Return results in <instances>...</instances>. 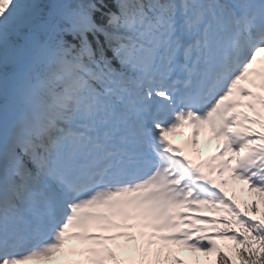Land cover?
I'll list each match as a JSON object with an SVG mask.
<instances>
[{
	"label": "snow or ice",
	"instance_id": "6c2138e0",
	"mask_svg": "<svg viewBox=\"0 0 264 264\" xmlns=\"http://www.w3.org/2000/svg\"><path fill=\"white\" fill-rule=\"evenodd\" d=\"M262 53L264 0H0V264H264Z\"/></svg>",
	"mask_w": 264,
	"mask_h": 264
},
{
	"label": "rangeland",
	"instance_id": "374dc122",
	"mask_svg": "<svg viewBox=\"0 0 264 264\" xmlns=\"http://www.w3.org/2000/svg\"><path fill=\"white\" fill-rule=\"evenodd\" d=\"M205 130H208L207 128L205 129ZM205 130H204V132H205ZM181 134V133H180ZM205 135V134H204ZM205 138L207 137L206 135L204 136ZM217 143H219V142H217V141H215V140H212V139H207V145H206V147L207 148H209V149H211V151L212 152H214V151H216V146H217ZM236 182V184H241V181H238V180H236L235 181ZM261 204H264V200H262L261 201ZM218 244H219V242H217ZM73 246H79V244L78 243H72L70 246H68V249L69 248H71V247H73ZM67 249V250H68ZM180 255H182L185 259H188V260H194L195 258H197V257H199L201 260H203V254L202 253H194V252H192V251H188V250H184V251H182L181 253H180ZM68 256V251H67V254H64V255H60V256H55V257H53V258H57V259H64L65 257H67ZM53 258H49V259H53ZM70 259H78L79 257L78 256H70L69 257ZM48 258H46V259H43V261L44 262H46L47 260H49Z\"/></svg>",
	"mask_w": 264,
	"mask_h": 264
}]
</instances>
